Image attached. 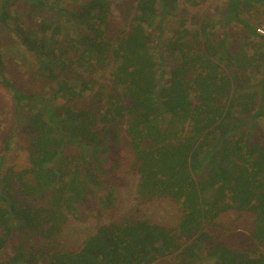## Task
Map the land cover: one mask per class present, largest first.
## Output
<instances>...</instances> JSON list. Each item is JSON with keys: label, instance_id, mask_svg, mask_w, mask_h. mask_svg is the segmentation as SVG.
I'll return each mask as SVG.
<instances>
[{"label": "trees", "instance_id": "trees-1", "mask_svg": "<svg viewBox=\"0 0 264 264\" xmlns=\"http://www.w3.org/2000/svg\"><path fill=\"white\" fill-rule=\"evenodd\" d=\"M15 1L1 0L0 26L56 88L47 97L18 91L4 76L0 48V81L22 117L29 155L28 167L5 172L0 183V254L8 245L13 251L0 264H155L173 256L179 264H264V141L243 129L264 119V34L257 32L264 0H226L218 21L195 18L193 31L182 14L195 0L120 1L124 28L109 20V0H73L71 11L65 0H26L22 11ZM39 10L54 13L34 21ZM215 25L226 31L213 33ZM165 28L170 36L153 53ZM122 151L138 175L140 202L168 198L175 224L122 218L96 225L78 251L58 248L83 192L101 187ZM98 199L105 205L108 197ZM232 209L254 215L249 253L213 237Z\"/></svg>", "mask_w": 264, "mask_h": 264}, {"label": "rangeland", "instance_id": "rangeland-1", "mask_svg": "<svg viewBox=\"0 0 264 264\" xmlns=\"http://www.w3.org/2000/svg\"><path fill=\"white\" fill-rule=\"evenodd\" d=\"M25 1L16 0V9L22 11ZM120 1L123 0H109L112 6L109 12V20H113L121 28H124V23L120 19L118 9L115 7L116 3ZM195 1L199 3L198 6L186 4L184 13L182 14V17L187 21V29L191 31L197 29V26L193 24L195 18L207 16L215 23L224 15L226 10V0ZM178 2L181 6L182 0H178ZM76 5L77 2L73 0H65L62 6L65 10L71 11ZM52 13L46 10H39L35 12L32 19L38 22H47L52 17ZM61 17L68 18L64 13L61 14ZM174 20L177 22L178 18L175 17ZM262 21L264 22V17H262ZM263 22L257 31L259 35L264 34ZM170 30L165 28L160 40L151 44L153 53L161 51V48L166 44V39L170 36ZM225 31L223 26H212L213 33H224ZM229 32L234 40L240 43L238 29L232 28ZM0 48L3 51L5 60L4 76L18 91L47 97L56 88L54 83L44 80L37 74V64L34 56L21 47L17 38L3 26H0ZM249 54L251 53L249 52ZM163 56L165 64L168 66L169 56L166 53ZM165 70L168 71V67ZM248 72L249 74L252 73L251 66ZM93 75L94 78H99L101 72H96ZM104 75L107 80L108 75ZM252 78L250 82L254 84L256 79ZM165 79H167V76H162V78L157 77V82L163 83ZM100 81L102 82V80ZM258 91L260 90L258 89ZM54 102L56 105H59L61 100L58 99ZM243 129L252 133L253 142H256V139L259 142L264 141V119H258L253 124L251 122L246 123ZM27 144L28 137L22 126V117L19 116L15 108V101L12 98L11 92L0 81V183L5 172L6 175H10L9 171L18 172L29 166V155L26 150ZM119 158L121 160L117 163L118 167L112 168V165H108L109 168H112V175L106 179L99 189H95L91 185L88 189H85L83 192L84 199L76 205L77 217L68 219L63 232L57 238L56 245L58 248L78 251L84 239L94 231L96 225H111L112 222H118L122 218L131 217L136 220H151L154 223L167 227L175 224L177 210L172 201L168 198H155L145 204L142 201L140 202L136 193L138 175L128 168L131 159L127 157L126 151H122ZM16 179V177L10 178L7 186L14 188ZM104 196L108 197V199L106 200V204L102 205L98 198ZM20 202L24 203V200L20 199ZM217 221L221 225L216 227L212 233L215 240L218 239L236 248L241 253L250 252V247L253 243L249 238V233L254 222L253 214L232 209L222 214ZM12 252L11 245H8L4 253L0 254V262L5 260L6 256L11 255ZM250 256L256 257L257 255L254 256L253 254ZM155 262V264H179L176 256L168 259L157 258ZM197 264H210V262L198 259Z\"/></svg>", "mask_w": 264, "mask_h": 264}, {"label": "built area", "instance_id": "built-area-1", "mask_svg": "<svg viewBox=\"0 0 264 264\" xmlns=\"http://www.w3.org/2000/svg\"><path fill=\"white\" fill-rule=\"evenodd\" d=\"M260 31V30H259ZM261 32V31H260Z\"/></svg>", "mask_w": 264, "mask_h": 264}]
</instances>
